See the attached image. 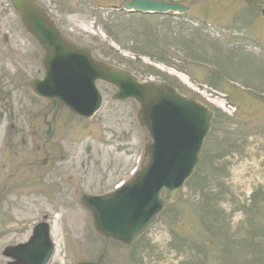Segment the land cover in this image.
Instances as JSON below:
<instances>
[{
    "label": "rangeland",
    "instance_id": "rangeland-1",
    "mask_svg": "<svg viewBox=\"0 0 264 264\" xmlns=\"http://www.w3.org/2000/svg\"><path fill=\"white\" fill-rule=\"evenodd\" d=\"M33 1L96 59L172 87L215 116L177 202L134 246L106 240L80 199L111 192L146 165L139 106L112 102L114 89L98 83L103 106L84 120L33 95L44 53L0 0V264L9 261L2 250L24 242L44 216L58 225L49 264H264V0H166L188 8L184 17L99 9L122 0Z\"/></svg>",
    "mask_w": 264,
    "mask_h": 264
},
{
    "label": "water",
    "instance_id": "water-1",
    "mask_svg": "<svg viewBox=\"0 0 264 264\" xmlns=\"http://www.w3.org/2000/svg\"><path fill=\"white\" fill-rule=\"evenodd\" d=\"M9 1L21 16L24 29L45 52L42 61L45 78L43 82L31 83L34 94L55 99L86 119L100 107L101 97L95 88L97 80L118 88L114 99L138 102V122L152 140L145 151L147 166L132 182L114 193L84 196L81 200L99 234L125 245L136 242L163 209L177 200L181 186L199 160L212 113L161 84H139L128 73L95 63L88 51L69 45L32 0ZM124 8L156 13L185 11L178 5L148 0H135ZM164 189L168 191L167 200L160 197ZM51 250L46 226L39 225L27 244L6 249L5 255L14 258L16 264H46Z\"/></svg>",
    "mask_w": 264,
    "mask_h": 264
},
{
    "label": "bare ground",
    "instance_id": "bare-ground-1",
    "mask_svg": "<svg viewBox=\"0 0 264 264\" xmlns=\"http://www.w3.org/2000/svg\"><path fill=\"white\" fill-rule=\"evenodd\" d=\"M172 74H175V73H172ZM178 76L181 77L180 79H181L184 83H186L187 85H189V83L186 81V79H185L182 75H178ZM218 105H219L220 107L223 106L221 103H218ZM24 204H25L26 206H28L29 208H31V207H34V206L36 205V202H35L33 199H32V200L27 199L26 202H25ZM29 208H28V209H29ZM56 222H57V221L53 222L52 225H51V233H52L53 241H54L55 245L57 246V240H56L55 233L57 232V227H58V225H57ZM25 237H26V236H25Z\"/></svg>",
    "mask_w": 264,
    "mask_h": 264
},
{
    "label": "flooded vegetation",
    "instance_id": "flooded-vegetation-1",
    "mask_svg": "<svg viewBox=\"0 0 264 264\" xmlns=\"http://www.w3.org/2000/svg\"><path fill=\"white\" fill-rule=\"evenodd\" d=\"M62 1H65V0H62ZM66 2H68V1H66ZM65 3V2H64ZM70 4V3H69ZM47 8H49V6L47 7L46 5H44L43 6V10L45 11ZM113 8V9H112ZM112 10L113 12H116L117 13V9H116V7L113 5V6H111L110 8H109V10ZM48 11H50V9H48ZM59 22H61L62 23V21L61 20H59ZM1 37H5V36H3L2 34H0V39H1ZM6 39V38H5ZM39 147L37 148V150L39 151ZM46 158L48 159V155H47V153H46Z\"/></svg>",
    "mask_w": 264,
    "mask_h": 264
}]
</instances>
